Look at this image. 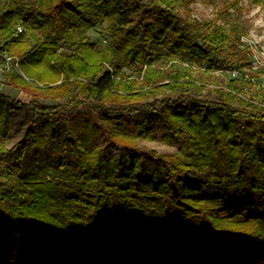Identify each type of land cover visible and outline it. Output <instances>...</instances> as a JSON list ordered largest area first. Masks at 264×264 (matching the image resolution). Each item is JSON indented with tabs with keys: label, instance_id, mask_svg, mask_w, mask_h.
I'll use <instances>...</instances> for the list:
<instances>
[{
	"label": "trees",
	"instance_id": "1",
	"mask_svg": "<svg viewBox=\"0 0 264 264\" xmlns=\"http://www.w3.org/2000/svg\"><path fill=\"white\" fill-rule=\"evenodd\" d=\"M192 1L0 0V51L29 79L4 81L63 100L23 104L8 147L0 91V264H264V63L240 0L210 19ZM153 123L175 153L137 145Z\"/></svg>",
	"mask_w": 264,
	"mask_h": 264
},
{
	"label": "rangeland",
	"instance_id": "2",
	"mask_svg": "<svg viewBox=\"0 0 264 264\" xmlns=\"http://www.w3.org/2000/svg\"><path fill=\"white\" fill-rule=\"evenodd\" d=\"M239 2L240 4H242V9L237 13H239L238 16L240 18V22L246 29V33L242 36V41L251 45L250 47L253 52L252 65L259 66L260 64L264 63V3L253 4L248 0H240ZM189 7L191 16L199 19L212 18L213 11L215 9L214 3H212L210 0H194L190 3ZM101 30L102 26H97L87 31V35L91 43L95 45H101L108 42L109 38L105 37L102 34ZM131 71H134L135 75H139V68L133 69ZM19 72L23 77H25V75L22 74L21 71ZM126 72L130 73V70L127 69ZM218 74L220 75V78L222 80L225 79L224 77H222L225 73L220 72ZM3 79L4 78H0V82L2 81V83H0V91L8 94L16 101L14 108L11 111L10 134L6 140L7 146L10 147L22 137L30 116L29 110L23 104L34 98L50 104L57 103L63 100L37 95L33 91L31 92L21 87H15L12 84L4 81ZM26 79L29 80L28 78ZM255 79L264 87V74ZM32 82L35 83V85H41L40 83H36L35 81ZM152 125L156 132V139H139L137 141V145L146 150H153L157 154L175 153L177 150V140H174L172 143H167L162 139V136L165 132L162 127V123H153ZM196 175H198L199 177L204 176L203 173H196ZM246 193L248 198L255 204L257 208L262 204V200L257 193L251 191H246Z\"/></svg>",
	"mask_w": 264,
	"mask_h": 264
},
{
	"label": "built area",
	"instance_id": "3",
	"mask_svg": "<svg viewBox=\"0 0 264 264\" xmlns=\"http://www.w3.org/2000/svg\"><path fill=\"white\" fill-rule=\"evenodd\" d=\"M18 30H21V27H18ZM13 57L9 55L6 51H0V78L5 79V73L8 71L9 67L13 64V66L20 71L18 61L12 63ZM235 74V72H234ZM3 79V80H4ZM2 83V81L0 82Z\"/></svg>",
	"mask_w": 264,
	"mask_h": 264
}]
</instances>
